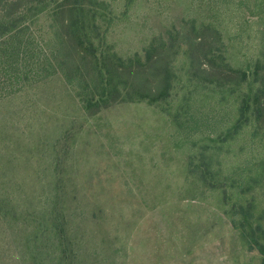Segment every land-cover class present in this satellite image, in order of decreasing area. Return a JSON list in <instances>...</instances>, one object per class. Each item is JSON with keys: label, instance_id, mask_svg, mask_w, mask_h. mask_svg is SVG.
Here are the masks:
<instances>
[{"label": "rangeland", "instance_id": "1", "mask_svg": "<svg viewBox=\"0 0 264 264\" xmlns=\"http://www.w3.org/2000/svg\"><path fill=\"white\" fill-rule=\"evenodd\" d=\"M99 2L94 37L123 59L193 20L219 28L235 68L260 56L258 0ZM175 74L167 100L92 117L56 73L0 100V264H264L201 175L226 180L244 148L250 168L246 124L228 133L229 101L186 82L184 63Z\"/></svg>", "mask_w": 264, "mask_h": 264}, {"label": "trees", "instance_id": "2", "mask_svg": "<svg viewBox=\"0 0 264 264\" xmlns=\"http://www.w3.org/2000/svg\"><path fill=\"white\" fill-rule=\"evenodd\" d=\"M258 2L260 56L253 69H243L226 59L224 36L213 23L193 20L182 33L153 41L143 57L123 59L104 51L94 37L97 13L104 7L99 0H0V100L21 91L31 78L56 73L91 117L123 103L159 104L167 100L176 67L184 63L186 82L229 101L233 117L225 127L228 133L246 124L242 136H248L240 138L244 147L253 143L250 168L239 159L244 148L231 158L233 165L224 166L226 180L213 181L208 169L201 175L211 174L209 189L222 191L239 216L243 244L264 256V0ZM251 85L254 90L248 92Z\"/></svg>", "mask_w": 264, "mask_h": 264}]
</instances>
